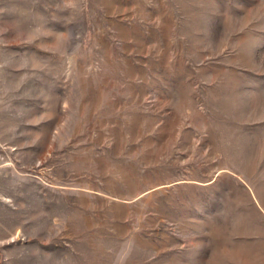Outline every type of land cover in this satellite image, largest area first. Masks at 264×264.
<instances>
[{
  "label": "rangeland",
  "instance_id": "rangeland-1",
  "mask_svg": "<svg viewBox=\"0 0 264 264\" xmlns=\"http://www.w3.org/2000/svg\"><path fill=\"white\" fill-rule=\"evenodd\" d=\"M0 264H264V0H0Z\"/></svg>",
  "mask_w": 264,
  "mask_h": 264
}]
</instances>
